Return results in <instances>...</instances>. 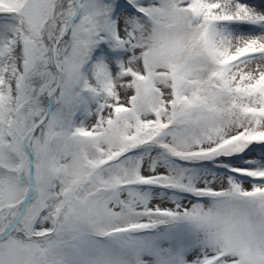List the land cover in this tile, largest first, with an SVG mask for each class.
Returning a JSON list of instances; mask_svg holds the SVG:
<instances>
[{
  "label": "snow or ice",
  "instance_id": "1",
  "mask_svg": "<svg viewBox=\"0 0 264 264\" xmlns=\"http://www.w3.org/2000/svg\"><path fill=\"white\" fill-rule=\"evenodd\" d=\"M0 264H264V0H0Z\"/></svg>",
  "mask_w": 264,
  "mask_h": 264
}]
</instances>
